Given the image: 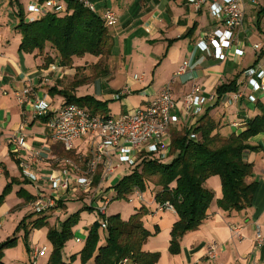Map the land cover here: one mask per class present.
<instances>
[{"label":"crops","instance_id":"0c3cea01","mask_svg":"<svg viewBox=\"0 0 264 264\" xmlns=\"http://www.w3.org/2000/svg\"><path fill=\"white\" fill-rule=\"evenodd\" d=\"M19 1L26 12L28 4L35 0ZM114 1L116 2L96 0L98 8L110 7L118 16L117 23L109 29L114 40L110 55L103 57L97 65V57L85 56L73 57L71 66H62L57 65L56 53L51 48L46 47V55L26 53L18 49L21 34L15 29L18 21L16 8L9 3L10 0H0V193L11 183L10 192L0 202V241L14 233L16 225L24 216L35 212L32 201L26 199L29 195L35 200L41 192L45 197L55 196L56 200L60 201L59 205L55 203L45 211L48 213V225L54 227H58L59 221L83 205L79 198H74L68 191L56 193L51 190L48 177L56 173L58 168L53 164L60 157L57 147L60 146V150L63 147L52 140L48 121L37 118L30 104L18 103L16 92L22 88H31L33 97L43 98L51 109H57L63 104V98L52 90L49 92L51 88H68L72 81L84 77H92L86 80L92 83L109 79V84L95 88L91 93H81L80 87L77 86L73 92L77 96L91 94L107 103L111 100L119 101L120 108L117 110L107 104L109 114L117 116L128 109L144 107L166 86L176 98L188 92L193 84L200 85L203 95L214 96L217 85L230 80L239 71L255 64L264 68V55L255 61L257 54L264 48V16H261L259 21L260 30L255 25L260 4L264 5L262 0H259V6H253L251 0H244V20L237 30L244 55L236 57L229 52V56L223 60L215 57L212 46L202 35L223 29V25L211 17L206 5L195 10L187 0ZM114 5L119 9H115ZM193 24H196L193 33L185 36ZM136 42L145 44L146 54L142 48L135 45ZM255 44L259 47L255 48ZM248 51L253 52L255 56L253 61L249 59L247 64H243ZM45 56L55 58L47 67L44 66ZM186 60L189 62L188 67L184 72L176 74L179 66ZM48 70L49 73H46ZM116 78L118 82L114 81ZM238 82H241L239 89H242L245 86L242 72ZM124 87H127L128 93L114 99L113 94ZM231 93L233 92L225 93L222 103L212 110L216 116H221L222 123L230 124L221 129L225 135L232 131L238 133L245 128L242 125L243 118L237 115L238 107L244 106L246 117L257 113L253 103L229 100ZM261 97L264 100V95ZM57 103L60 105L55 107ZM193 119L187 117L182 120L178 117L170 128L178 127L183 121L191 122ZM236 123L242 126L237 128ZM15 135H18L23 146H14L12 136ZM95 142L96 138L92 134L86 135L75 142L72 151L86 160ZM164 142L170 144L168 134ZM249 142L258 146V150L247 153L248 161L252 162L253 178L257 182L251 205L241 210L220 209L216 203L221 197L220 179L218 175L208 177L205 184L214 192L208 215L198 228L184 233L179 238L178 252L169 251L170 229L178 216L173 209H159L152 193L140 192L141 196L137 197L136 193L132 192L128 202H137L139 205L133 206L124 216L119 210L112 211L119 213L121 219L126 220L135 208L144 206L148 209V213L142 216L143 225L151 232L155 227L158 230L146 239L142 250L158 255L154 264H264V240L261 244L255 240L257 230L264 239V132L250 137ZM22 162L29 164L34 181H30L24 174L20 165ZM113 162L117 163L116 158ZM124 165L126 164H119L114 175ZM63 167L64 164L59 170ZM83 170L84 168L78 171ZM123 174L124 172L120 175ZM78 175L80 174L76 173L74 177ZM109 181L114 183L111 179H100L96 188L93 187L98 196L93 203L94 207L102 203L101 199L105 194L112 193L111 189L104 191ZM101 190L102 192H99ZM90 199H87V202L92 200ZM82 200L85 205L86 199ZM92 212L96 213L94 210ZM94 216L95 218H88L85 211L80 212L78 223L72 227L73 236L62 248V260L66 264H93L92 259L82 263L79 251L84 245L88 226L97 217L96 214ZM35 217L33 214L31 219ZM16 236V245L3 252L2 259L5 264L47 263L52 249L47 239V226L31 229L25 239L22 238L21 230ZM25 240L28 247L25 246ZM102 241L101 233L100 243ZM211 244L216 246V256L213 258L207 255ZM42 248L44 254L33 258V252ZM71 255H75V259L70 260Z\"/></svg>","mask_w":264,"mask_h":264},{"label":"trees","instance_id":"16d2710c","mask_svg":"<svg viewBox=\"0 0 264 264\" xmlns=\"http://www.w3.org/2000/svg\"><path fill=\"white\" fill-rule=\"evenodd\" d=\"M9 3L16 8L18 21L15 29L21 34L18 48L20 51L42 55L45 54L46 47L51 48L56 53L57 65L62 66H71L73 57L85 56L97 57V65L103 57L110 55L114 40L109 30L111 27L104 24L101 12L106 8L114 11L112 8L102 7L99 11L95 3V9L91 10L78 0H64L65 9L62 12L47 10L30 19L19 0H10ZM261 16H264V5L260 4L255 23L258 30ZM195 26L196 24H193L185 36H190ZM262 55L264 48L257 54L255 61ZM54 59L45 56L44 66L53 63ZM241 72L243 73L239 71L230 80L217 85L213 98L203 104L199 113L190 116L194 118L193 121H183L178 127L170 128V145L165 158L156 153L141 151L136 162L129 167V171L105 187L104 191L111 189L112 193L105 194L101 199L102 203L105 199L108 203L114 200L128 201L130 194L135 190L146 194L148 190L152 191L158 207L168 203L170 209L178 216L170 229L171 253L178 252L179 238L184 233L198 228L208 215L214 199V192L205 184L208 177L218 175L220 179L221 197L216 200L220 209L241 210L252 203L257 182L253 178L252 162L248 161L247 153L258 150V146L249 142L250 137L264 132V100L261 97L264 94L256 96L253 106L257 113L252 117H246L243 105L238 107L237 115L243 118L242 125L245 126L238 133L232 131L227 135L223 134L221 129L229 123H222L221 116H216L212 111L222 103V96L225 93L239 90L241 82H238V77ZM87 79L84 77L75 80L76 82H72L68 88L58 90L51 88L49 92L52 90L59 94L63 98V104L85 107L92 115L112 116L109 114L107 101L99 100L91 94L82 96L74 94V88ZM117 92L119 91L115 93ZM37 118L48 121V116ZM242 125L236 123L237 128ZM93 175V183L98 184L102 176L101 168L98 167ZM10 187L11 183L3 188L0 202L10 192ZM26 199L33 201L34 197L29 195ZM81 201L83 205L59 221L58 227L48 225V213H45L48 208L24 216L16 225L14 233L0 241V264H5L2 259L4 250L16 245L18 238L16 233L19 230L25 239L31 229L43 226H47V239L52 246L46 264H66L62 260V248L72 238V227L78 223L80 212L88 210L96 211L97 217L88 226L84 245L79 251L82 263L89 259L93 260V264L156 262L158 258L156 253L142 250L146 239L158 230L155 227L151 232L144 227L142 216L148 213L147 208L144 206L135 208L128 219L123 220L119 213L110 215L101 213L98 210L99 206H93L92 200L90 202L85 200V205L84 200ZM57 203L59 205L60 201ZM33 214L36 217L31 219ZM102 219L106 221L105 228L101 227ZM101 233L103 241L100 243ZM25 246L28 247L26 240ZM73 259L75 255L70 256V260Z\"/></svg>","mask_w":264,"mask_h":264},{"label":"built area","instance_id":"2783aa9c","mask_svg":"<svg viewBox=\"0 0 264 264\" xmlns=\"http://www.w3.org/2000/svg\"><path fill=\"white\" fill-rule=\"evenodd\" d=\"M84 6L91 10L95 9L92 0H79ZM253 6H259V0H251ZM195 10L206 5L212 18L223 25L222 30L202 34L205 41L212 46L216 58L223 60L229 56V52L236 57L244 55L241 41L237 37V30L244 20V0H187ZM65 9L64 0H45L43 2L33 1L26 7V15L32 18L47 10L62 12ZM104 24L108 27L115 25L118 16L114 11L106 8L101 12ZM255 48L259 45L255 44ZM189 62L183 61L176 74H180L188 67ZM49 73L48 71H45ZM245 86L233 92L229 100L237 102L245 101L253 103L257 94H264V68L255 64L243 70ZM128 93L127 87L113 94L114 99H119ZM20 105H31L33 114L37 116H48V125L53 141L58 142L66 151L73 149L75 142L89 134L96 138L95 145L86 159V168L80 175L75 176L74 164L65 160L68 165L56 171L48 177L50 188L53 192L83 191L91 189L92 176L98 167L101 168V180H110L119 164L133 165L141 151L156 153L162 158L167 156L169 143L165 144V136L177 118L182 120L194 116L200 112L203 104L211 100L213 96L203 95L199 84H193L188 92L179 98L171 93L168 86L161 89L148 101L144 107L126 110L117 116L104 117L92 115L85 107L75 104H62L57 109H51L49 104L39 97H33L31 88L24 87L16 92ZM13 142L21 143L18 135L12 138ZM116 158L117 163L113 162ZM24 174L30 181H34V175L30 171L28 163H21ZM69 166V167H68ZM40 192V191H38ZM137 197L140 192L135 190ZM55 196L45 197L41 192L32 201L35 212H40L53 206ZM108 200H103L98 210L105 213ZM170 209L168 203L160 206ZM101 227L105 228L106 221L101 220ZM255 240L262 243V236L257 230ZM44 248L35 250L33 258L42 256ZM207 255L210 258L216 256V246L208 247ZM125 261V260H124Z\"/></svg>","mask_w":264,"mask_h":264},{"label":"rangeland","instance_id":"374dc122","mask_svg":"<svg viewBox=\"0 0 264 264\" xmlns=\"http://www.w3.org/2000/svg\"><path fill=\"white\" fill-rule=\"evenodd\" d=\"M35 1H38V0H35ZM34 1V2H35ZM79 1V0H78ZM113 2H116V1H114V0H112ZM93 2H94V4L96 3V0H93ZM96 5V4H95ZM99 6H97V8H98ZM114 8L115 9H119L118 7H116L115 5H114ZM100 9L101 8H98V10L100 11ZM115 12V11H114ZM116 13V12H115ZM117 15V14H116ZM247 21V20H246ZM249 24H251V23H249ZM251 25H253V24H251ZM261 33V32H260ZM141 44V45H140ZM140 44H138V42H136L135 43V45L136 46H138V47H140V48H142V51L146 54V51L144 50V47H145V44H142V43H140ZM49 46V45H48ZM248 53V56L245 58V60H244V63L243 64H247L248 63V61L247 60H249L250 59V61L252 60L253 61V57L255 56L254 54H253V52H251V51H248L247 52ZM242 66V65H241ZM241 66H238L239 68L241 67ZM106 77V76H105ZM88 79H92V77H90V78H88ZM115 82H118V78H116L115 80H114ZM72 82H74V81H72ZM72 82L70 83V84H72ZM76 82V81H75ZM74 82V83H75ZM114 83V82H113ZM107 84H109V79L107 80V81H101V80H98V81H96V83H92V81H85V82H81V83H79L78 85H77V87H80V92L81 93H91L95 88L97 89L98 87H101V86H106ZM108 103L110 104V106L112 107V109H115V110H117V109H119L120 108V105L118 104L119 103V101H116V100H111V101H108ZM59 103H57L56 104V106L55 107H57V106H59L58 105ZM168 135L170 136V128H169V130H168ZM12 137H14V136H12ZM87 140V139H86ZM14 143V146L15 145H18V146H23L24 144H22V142L20 143H17V142H13ZM59 147L60 146H58L57 147V150H58V154L60 155V157H58L57 159H56V163L55 164H53L54 166L56 165V167L58 168L57 169V171H59V168L61 167V165L62 164H64V166L66 165H68L67 163H65L66 161V159L69 161V162H71L72 164H74V166L76 167L75 168V170H80V169H82V168H84L85 169V167H86V160H84L83 158H80L78 155H75V153H74V151H69V152H67L64 148V150L63 149H59ZM65 151V152H64ZM89 156H90V154H89ZM88 156V157H89ZM60 163H61V165H60ZM59 165H60V167H59ZM80 165V166H79ZM69 167V166H68ZM130 166H127V165H124V166H121L120 168H119V171L116 173V175H120L121 173H125V172H128L129 171V168ZM76 173H78V174H80V171H78V172H76ZM116 175H112L113 177H112V179H111V181L112 182H116L118 179H119V177L121 176H116ZM93 180H94V175L92 176V181H91V186H94L95 188H96V185L97 184H94L93 183ZM109 183H111L110 181H109ZM108 183V184H109ZM95 188H93V187H91V189L90 190H88V191H86V192H83V191H77V192H72V191H68L69 193H70V195H72L74 198H79V200H82V199H89V198H91L92 199V202L94 203L95 201H96V198L98 197L97 196V191H96V189ZM99 192H102V190L101 191H99ZM98 192V193H99ZM152 192V191H151ZM151 192H150V190H148V194H151ZM145 197L147 198V195L145 194ZM11 202V201H10ZM58 201L55 199L54 200V203H53V206L55 205V203H57ZM32 204V203H31ZM138 206L139 205V203H137V202H128V201H125L124 203L122 202V201H119V200H114V201H111L110 202V204H109V206L107 207V210H106V212H105V214L106 215H110V214H112L113 212L112 211H115V210H119V211H121L123 214V216L126 214V212L128 211V210H130L131 208H133V206ZM53 206H50V207H47V208H52ZM32 208H33V206H32ZM33 210H34V208H33ZM86 212V214H87V216H88V218H95V214L91 211V210H88V211H85ZM96 212V211H95ZM87 218V217H86ZM128 219V218H127ZM88 220V219H87ZM86 220V221H87ZM124 220V219H123ZM10 221V219H8V222Z\"/></svg>","mask_w":264,"mask_h":264}]
</instances>
